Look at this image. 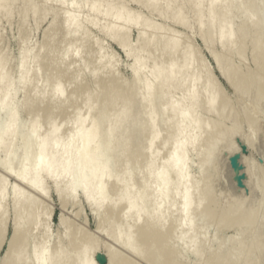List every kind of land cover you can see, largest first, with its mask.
Wrapping results in <instances>:
<instances>
[{
  "label": "rangeland",
  "instance_id": "374dc122",
  "mask_svg": "<svg viewBox=\"0 0 264 264\" xmlns=\"http://www.w3.org/2000/svg\"><path fill=\"white\" fill-rule=\"evenodd\" d=\"M69 1L76 2L77 5L80 6H76L74 3L76 7H73L69 5ZM72 1L4 0V4H0V58L5 63V67H3L2 71L3 82H12V89L15 93L12 91L11 103L17 109V119H19L18 121L21 123L20 125H22L20 126V130L22 132L26 131L23 129H28V127H30L28 124H30L31 120L35 117L38 119L39 136L46 134L53 126L58 128L57 133L59 139L58 143L54 145V149L57 151V154L59 150H66L70 159L65 169L61 167L55 171L58 174H49L51 172L40 173L43 186L46 187H43V190L45 191L46 189L47 192L44 193L43 190H40L41 192L43 191L42 193L44 194H42L36 186H34L36 188V191H34L35 188L33 190L32 186L29 187L30 184L27 186L28 183H23L25 180L22 179V182L18 180L20 177L16 172H18L21 167L20 160L23 156L21 147L22 140L19 136L11 139V144H13L12 150L14 149L16 152L11 155V163L8 165L10 169L8 168L7 170V168L5 169L3 166H0V177L7 183V193L2 200L0 212L2 213V211H4L5 213V231L0 236V264H3L2 261L7 255V242L13 233L14 209L12 208L13 201L11 192L15 190V186L13 187L14 184H17V187L22 188L26 192L25 195L22 190L20 191L25 197L28 196L26 198H30L33 195L31 198L36 197L33 200L37 199L35 201L36 208L34 209L35 217L33 218V222L32 220L29 221V230L25 231V233L27 232V234H29L28 236L26 234L24 240V242H26L24 246L27 245L26 248L23 246L25 248V254H29L32 242L39 243L42 241L43 243V241H45V245L48 246L50 252L57 250V248H63V250H65V256H72L75 252L73 250H79L80 245L83 243V245H86L90 249V258L93 264H110L111 251L125 256L126 259L136 264H151L138 255L136 256V254H134L135 252H131L121 243L127 233L132 230L130 228L134 225L133 215H129V211H133L126 209L125 200L116 196V193L114 194V192L117 191V187L113 186L129 185L134 191L147 190V192L154 189L155 184L149 185L145 190L141 188V185L156 172H149L146 169L148 162L155 159L157 167H159L164 163V159L171 150V142L162 146V136L165 134V130L163 131L162 127L164 128L165 125L163 126V123L160 124L162 125L160 127L163 131L162 133L164 134L155 141L152 149L141 148V150H138V154H140V156L137 155L136 157L138 161H136V163L132 161V164H136L134 165L136 170L135 173L137 172L136 175L130 180L119 182L104 177L102 182L105 191L108 193L111 189L110 195H112L105 201L94 205H90V202L86 199L85 192L81 189H77V191L73 193V196L68 195L67 187L75 180V177H72L69 171L76 166L73 151L78 145V140L71 141L70 137L73 130L78 127V119L83 121V126L88 127L92 120V116L96 118V116L99 115V110L96 109L88 115V110L85 107V104H87V102H85L87 101L85 96H87L86 93H94V90L95 92L99 91L101 89L100 83L102 79L108 78L111 73L118 82L114 81L113 84L110 83L112 86L117 87L118 85L120 89L123 87L121 90L125 88L124 90L126 91L128 88L132 90V87L136 86L134 89H138L137 91L140 92L139 94H142V91H144L142 85L144 82L142 81L147 77H144V75L148 74V69L152 63L168 62L170 58L180 60L182 58V52L186 50L192 53L188 73H193L199 77L200 83L197 86L199 90L198 94L203 98V100L201 98L197 104V114L202 118L204 117L203 120L205 117L212 120L217 119L216 113H207L204 111L206 102L204 100L203 89L208 82H211L208 76L216 84L217 90L219 89V98L229 102L230 109L228 105L227 109L222 108V106L221 108L223 112H225V115L228 116V114H230V117L228 116V118L223 120V126L227 128V136L230 138L228 137L224 147L221 146L222 148L218 149L219 151H217L215 155L216 159L214 158L215 164L213 163L214 161H212L204 175L199 171V161L201 159V155H199V153L197 154L199 142L196 148L190 145L187 148V151L189 150L188 158L190 162L187 170L190 175L196 177V179L202 178V176H207L208 178L216 177L218 179V181H216L218 183L212 189L213 193L211 192L209 194L211 200L215 199V203L213 202L215 208H213L211 215L216 216L219 214L217 211L221 210L226 213V217L224 220H218L212 217H205L204 214L200 213L196 215L198 220L195 219L196 221L194 220L190 222V224L186 223L178 229L177 233L181 238L177 236L173 239L176 241H172L174 243L172 244L174 248L178 249V255L181 256L184 264H213V260L215 261V259L205 262L204 257H202L201 259L195 260L194 247L192 244L184 245L181 242L190 237L192 233H195L196 228L199 226V219H203L204 227L199 229L200 235L196 241V243L200 241L205 243L203 251H207L210 248H213L212 251H214L217 248L216 241L218 239L225 237L230 238L237 232H242L245 237L247 235L246 240L250 249L251 264H264V244L263 246L261 244V241L264 243V239H261L264 238V94L261 95V98L263 97L262 99L260 98L259 101L256 100L258 94L257 87L264 81V69L258 70L262 65V60L261 58L258 59L257 57H253V52L251 51L253 47L250 43V38L245 39L243 42L244 45L242 44L241 47L238 38V41L236 42L235 40L230 48L227 44H220L216 28L221 15L220 12H222V5L217 6L214 17L211 19V17H208L209 0H200L199 7H196V0H103V8H100L101 11L98 10V12L89 7L93 0ZM253 1L254 0H251L253 6L256 8L260 7L257 9L259 13L255 11L256 9L254 7V11L257 13L254 18L258 16L255 19L261 22L260 25H263V29L264 15L262 13L264 12V0H259V3L254 1L256 4H259L258 6L253 4ZM118 3H122V6L124 5L127 11L139 16L138 22H124L121 24L123 21L121 22L120 20V22H116L115 18L110 17V20V18L103 15L104 13L102 10L104 7L108 4ZM105 4L106 6H104ZM88 8L94 12L90 11ZM178 10H180V12L178 19H176ZM236 10L237 9H235V11ZM66 12H68V14L72 12V15L75 14L78 16L79 23L82 24L81 30H77L74 33L68 31L64 23V16L65 14L67 15ZM244 16L243 13H239L237 17L239 19H236L242 21L241 17L244 20ZM112 19L115 21L112 22ZM236 19H234V23L237 22ZM113 23L118 26V32L120 34H126L129 43H131V45L134 44V53L138 52L137 39L140 38H138L140 34L152 38L150 46L144 55L147 64L145 63V67L142 68V70H138V73L141 72V75L140 73L137 74V76L134 75L135 73L130 67L133 56L127 55V53H125L126 51L124 52L125 49L123 50V47L118 44L113 37L108 36L104 30L102 31L104 25H113ZM140 23H144L145 26ZM236 33L241 35L243 31L240 28ZM171 39L176 41V48L173 47L171 49V43L162 46L157 45V40L164 41ZM260 52L261 50L256 53L258 57L260 56ZM25 57L27 60L22 73L25 76L24 80L26 83L22 85L18 82L21 75L19 63L20 60ZM144 69L146 71L145 73ZM236 70H238L239 75L250 71L253 79L246 89L247 94L243 96L246 98L242 97L243 100H240L241 95L237 94L238 92L235 88L237 80L234 79L233 75ZM254 71L255 73H253ZM135 80L137 81L135 82ZM56 84L60 85L63 89L61 94L62 100L57 98L58 94L55 90ZM96 85H98V87ZM96 88L100 89L97 90ZM182 92L183 91H180V89H173L168 96L173 97V99L178 98ZM2 96L3 95H0V97ZM63 98L66 99V102ZM63 100L66 104L64 102L60 103V101ZM71 100H74V102ZM238 100L240 102H238ZM255 100L257 102H255ZM68 101H70V103H68ZM253 101L255 103H252ZM144 102L145 101L142 100L141 103L136 102L138 105L142 104L141 107L137 104H134V106L137 105L136 107L139 108H137L139 111H136L139 118L140 114L145 117H143L144 119H139L137 117V119L142 123L144 122L143 120H145L144 124L146 125V123H150V117L145 114H148L149 111L153 109V104L148 105ZM134 106L133 112L136 110ZM107 109L110 111V107ZM146 111L148 112L146 113ZM146 116L149 117V119H147ZM3 119L4 114L0 113V121ZM210 119H206V122ZM147 120L148 122H146ZM238 120L241 123H239ZM232 121H234V123ZM106 122H104V126H107ZM219 127L222 128V125ZM144 131V134H141L142 138L139 139L145 142L150 135L148 131L146 132V129ZM201 131H203L205 135L208 132L206 129ZM25 140L27 142L29 137H25ZM31 142L32 140L24 146L27 157L35 150ZM117 149L118 146L115 147V152L112 150L113 153H115L113 156H118L119 158H117V161H120L118 159L123 156L118 155L119 150ZM4 154L5 151L0 149V160L4 157ZM217 157H220L218 159L219 161H217ZM122 162L124 161L115 163V168L119 166V168L116 169L119 172L124 168ZM52 163H54V158L52 159ZM24 164H26L25 172L27 174L32 173L30 161L27 160ZM157 167L155 165L154 169H158ZM177 175L178 173L172 174L171 178H175ZM255 185L256 187L257 185L261 187V190L258 187V190H255ZM57 186L61 189V193L57 190ZM38 188L40 187L38 186ZM16 190L19 189L16 188ZM252 190L254 199L252 197L251 200ZM259 191H261V193ZM191 195L194 197L195 193L191 192ZM246 200L248 203H245ZM111 202H116V209L114 211L107 210L100 212ZM158 202L160 207H162L164 204L163 198H159ZM244 205L245 207L248 206V208L245 209ZM252 205L255 206V210ZM257 207L263 210H259ZM247 210H249L248 212H253L254 210L256 219L254 218L253 221L245 224L246 226L242 225V223L235 224L236 219L245 211L247 212ZM259 211L262 212L260 214L261 216L258 215L260 213ZM144 215L145 214H142L141 218L136 215V218L138 220H143ZM173 216L177 217L178 214L174 213ZM259 217H262L260 222L262 224H258L257 222L260 221ZM255 223L261 226L262 235H258L261 231L259 229L258 231L260 232H257V229L260 227H257ZM25 229L27 228L25 227ZM249 232H251L250 234L257 233L254 235L258 238L253 239L254 236H251ZM260 239L261 241H258ZM229 242L230 240L228 243ZM256 243L259 245H257L258 247H256ZM252 246L262 255H259L260 253L258 254V252V255L256 254L257 256L254 255L256 252L253 250ZM32 260L33 258L30 256L26 264H30ZM74 261L75 260L71 262Z\"/></svg>",
  "mask_w": 264,
  "mask_h": 264
},
{
  "label": "bare ground",
  "instance_id": "6f19581e",
  "mask_svg": "<svg viewBox=\"0 0 264 264\" xmlns=\"http://www.w3.org/2000/svg\"><path fill=\"white\" fill-rule=\"evenodd\" d=\"M102 1L103 0H93L89 6L90 9L97 12L98 10L101 11V9L103 8ZM146 1H152V0H146ZM196 1H197L196 7H199L200 0H196ZM254 1H257L258 3L260 2L259 0H254ZM254 1L253 4H256ZM69 3H70L69 5L73 7L75 6V4L76 6H80L73 1L72 2L69 1ZM0 4H4V0H0ZM220 5H222L221 6L222 12H220L221 15L217 22V28H216V31L218 33L219 43L222 45L227 44L229 45L228 47L230 48L235 42V40L237 42L239 39L240 47H241L245 39L250 38V43L253 47V48L251 47L252 48L251 51L253 52L252 53L253 57L254 58L257 57L258 59L261 58L262 60V65L259 67V69L257 67V69L258 70L264 69V28L262 29L263 25L262 26L260 25L261 22H259L258 19H255L258 16L254 18L255 14L259 13L257 9H259L260 7L256 8L255 6H253L251 0H209L208 2L209 18L211 17L212 19L214 17V12H216L215 10L217 6ZM256 5L258 6L259 4ZM104 6H106V4ZM254 7L256 10L254 9ZM235 9L237 10L235 11ZM102 12L104 13L103 15L106 16L107 18L110 17L115 18L116 22L117 21L120 22V20L121 22L123 21L121 24H123L124 22L137 23L139 20L138 19L139 16L135 15L130 11H127L124 5L122 6V3L108 4L106 7H104ZM179 12L180 10H178L176 19H178ZM66 13L67 15L65 14L66 17L64 16V23L67 26L68 31L74 33L77 30H81L80 28L82 24L79 23L80 21L78 16H76L75 14H74L75 16L72 15L71 14L72 12H69V14L68 12ZM239 13H243V16L245 13L244 20L242 17H241L242 21L237 20L239 19L237 18ZM262 14L264 15V12ZM261 17L263 18L262 15ZM234 19L237 20L236 23L237 24L239 23L238 25L234 23ZM114 21L112 19V22ZM140 24L145 26L144 23H140ZM240 28L243 31L241 35L236 33ZM117 29L118 26H116L115 23H113V25L112 24L104 25L102 31L104 30V32L108 34V36L113 37V39H115L117 43L123 47L122 49L123 50L125 49L124 52L126 51L125 53H127V55L129 54L133 56V61L130 67L135 73L134 75L137 76V74L139 73L141 75V72L138 73V70L140 71L142 70V68L145 67L146 58L144 55L146 50H148V47L150 46L152 38L142 36L140 34L138 36V38L139 37L140 38L137 39L138 52L134 53L133 51L135 49V48L133 49L134 44L131 45V43H129L128 36L126 34H120ZM157 41L159 42V43L157 42L158 46L171 43V49L173 47L174 48L177 47L176 41L173 39L164 40V41L157 40ZM260 50H261L260 56L258 57L256 53L257 51ZM182 53H183L182 58L180 60L176 58H170L168 62L152 63V65L148 69L147 72L148 74L146 73L147 75H144V77L145 76L147 77H145L144 80L142 79L143 80L142 82H144L142 83L144 88L142 94H139L140 92L137 91L138 89L137 90L134 89L136 88V86L135 87L131 86L132 90H129L128 88L129 91L124 90L125 88L121 90L123 87L120 86L121 87L120 89L118 85L117 87L112 86L111 84H113V82L116 81L117 79L110 73L108 78L102 79V82L100 83L101 89L99 88L100 89L99 90L98 88H96L99 91L95 92L94 90V93H86L87 96H85L87 99V101H85L87 102V104H85L86 105L85 107L88 110V115L91 114L93 111H95V109L99 110L98 112L99 115L96 116V118L92 116V120L90 121L88 127L83 126V121L78 119L77 120L78 127L74 130L72 129L73 133L70 137L71 141L78 140V145L73 151L75 155L76 166L69 171L70 175L72 177H75V180L72 181L71 184L67 187L68 195L73 196V193H75L77 189H81L85 192L86 199L90 202V205H94V204H98L99 202L105 201L107 198H109L112 195V194L110 195L111 189L109 190L108 193H106L102 182L103 178L107 177L109 179L119 182V181L130 180L132 177H134L137 173V172L135 173L136 170L134 166L136 165L135 164L136 161H138L136 157L137 155L140 156V154H138V150L139 149L141 150V148L152 149L155 141L164 134L162 132L165 130V134L164 136H162L163 137L162 146H165L167 143L171 142L170 144L171 150L164 159V163H162L159 167H157L155 159L150 160L148 162L146 169L149 172H153V171L156 172L141 185V188L145 190L149 185L155 184L154 189L150 192H147V190L134 191L133 188L129 185L113 186V187H117V189L115 188L117 191L114 192V194L116 193L115 194L116 196L125 200L126 209L133 211V212L129 211V215L130 216L133 215V219H134V225L130 228L132 230H130L125 236L124 240L120 242L123 245H125L128 250H130L133 253L135 252L134 254H136V256L138 255L139 257L145 259L151 264H184L181 256L178 255L179 254L178 249L174 248L173 246L174 244L173 242L176 241L173 239H175L177 236L178 238H181L177 233L178 229L186 223L190 224V222L194 221L195 219L198 220V217L196 215L202 213L204 214L205 217H212L218 220H224L226 217V213L218 209H216L218 210L217 211L219 213L218 215L216 214H214L216 216L211 215L213 212V208H215L213 205L215 199L211 200L210 199L211 196L209 197V194L212 192V189L218 183L216 182L218 181V179L216 177L208 178L207 176H202V178L199 179H196V177H192V175H190V173L187 170L190 163L188 158L189 150L187 151V148L189 147V145L193 148H196V145L199 142V148H197L198 149L197 154L199 153V155H201L200 157L201 159L198 157L200 159L199 171L202 173V175H204L210 163L214 161L213 163L215 164L214 158L216 159L215 155L217 151H219L218 149L222 148L221 146L224 147L226 144V140H228L229 136H227V132H226L227 128L223 126V120L228 118V116L230 117V114H228V116L225 115V112H223L222 108L227 109V105L229 108V102L219 98V94H218L219 89L217 90L216 84L208 76L211 82H208V84L203 89L204 100L206 102V105L204 106L205 108L204 111L207 113H216L217 119L212 120L208 117H205V119L203 120L204 117L202 118L197 114L196 111L197 104L199 100L202 98L201 95L198 94L199 90L197 88L200 81L198 76H196L193 73L191 74L188 73V69H190V60L192 54L191 51L186 50L185 52ZM26 60H27L26 57L22 58L19 63L21 75L18 82L22 85L26 83V81L24 80L25 76L22 73L24 70L23 67L26 64ZM4 64L5 63L0 58V81H1L0 95H3L2 97H0V113L4 114V119L0 121V149L5 151L4 157L0 160V166H3L5 169L7 168V170L8 168L10 169L8 165L11 163V155L12 153L16 152L14 149L12 150L13 144H11V139L19 136L22 140L21 147H22L23 156L20 160L21 167L18 170V172H16L18 173L17 175L20 177L18 180L22 182L23 179L25 180L23 181V183L24 182L28 183L27 186L30 184L29 187L32 186L33 190L35 188L34 186H36V188L39 189L40 191L44 189L43 187H45L43 186L42 178H40V173L41 172H51L49 174L57 173L55 172L57 169L61 167L65 169L68 166V161L70 159L68 157V153L66 152V150L63 151L59 150L58 154L57 151H55L54 145L58 143L59 136L57 133L58 128H55L53 125H52L53 127L51 128L49 127L50 129L48 130L49 132L47 131L48 133L46 132V134L39 136L38 119L35 117L33 118V120H31V123L28 124L30 125V127H28V129L27 128L23 129L26 131L22 132L20 130L21 128L20 126L22 125H20L21 123L18 121L19 119H17V113H16L17 109L11 103L12 101L11 97L13 95L12 82L10 83L3 82L2 71H3V67H5ZM238 70L234 72L233 76L234 79L237 80V83L235 84L236 85L235 88L238 92L237 94L241 95L240 100H243V98H246L243 97L247 94L246 89L250 85V81H253V79L250 71L244 72L242 75H239ZM145 72L146 71L144 69V73ZM253 73H255V71ZM136 81L137 80H135V82ZM96 86L98 87V85ZM55 88L58 94L57 98L61 99L62 98L61 94L63 92V89L61 88L60 85L57 84ZM173 89L174 90L180 89V91L183 92L178 98L173 99V97L168 96L170 91ZM257 91L258 94L256 100L259 101L261 95L264 94V81L260 85H258ZM64 100L66 102V99ZM64 100L60 101V103L64 102ZM141 100L145 101L148 105L153 104L152 105L153 109L150 110L148 114H145L147 116L149 115L150 117V123H146V125L144 124L145 120H143L144 122L142 123L137 119V117L139 118V115H137L138 113L136 111L139 108L136 106L138 105L137 104L138 102L141 103ZM256 100L255 102H257ZM72 102H74V100ZM238 102L240 101L238 100ZM255 102L253 101L252 103ZM68 103H70V101H68ZM134 104L137 105L134 106ZM141 105L138 106L141 107ZM133 106L136 108L135 115H134L135 112H133L134 111ZM109 107H110V111L107 109ZM147 112L148 111H146V113ZM141 115L142 114H140L139 119H144L145 117L142 115L141 118ZM149 117H147V119H149ZM206 119H210V120H207L206 122ZM103 121L104 122L107 121L106 122L107 126H104L105 123ZM146 122H148V120ZM232 122L234 123V121ZM239 123L241 122L239 121ZM160 124H162L163 126L165 125L166 127V128L164 127L165 129L162 127L163 131L160 128L162 126ZM221 125L222 128L224 127L223 129L219 127ZM145 129L146 132L147 131L149 132L150 136L144 142L139 138H142L141 134L142 133L144 134ZM203 129H206L208 131L206 135L203 131H201ZM25 137H29V140L27 142L25 140ZM30 140H32L31 144L34 145L35 150L29 157H27V154L24 151V146L27 143H29ZM116 146H118L117 150L119 151L121 148V151L120 152L118 151L119 154L118 153L117 154L119 156L120 155L123 156L118 160L124 161L122 162L124 168H122L123 170L121 169L120 172L116 170L117 168H119L118 165H117L118 167L115 168L116 165L115 163L120 162L117 161V158L119 157L113 156V154H115L113 153V151ZM220 157H217V161H219L218 159ZM53 158H54V163H52ZM27 160L30 161V167L32 169V173L30 174H27L25 172L26 164H24V162H26ZM132 161H134L135 163L132 164ZM155 165L158 168L156 170L154 169ZM216 170L218 171V169ZM176 173H178V175L175 178H171V175ZM180 178H181V185H180ZM4 181L5 180H3L2 177H0V212H1L2 200L7 193L6 190L7 183H5L6 181L5 182ZM16 185L17 184L13 185V187L15 186V190H12L11 192L12 201H13L12 208L14 209L13 233L7 242V255L5 256V259H3L2 261L3 264H26L30 256L33 258L32 262L31 263L29 262L30 264H93L90 258V249L86 245H83V243L80 245L79 250H76L74 248L75 250L73 251H75L76 253L74 252L72 256L69 255L65 256L66 255L65 250H63V248L60 249L57 248V250L50 252L48 246L45 245V241H43V243L42 241L39 243L32 242V246L29 250V254L28 253L25 254V248L27 246V245L24 246V243H26L24 242L25 236L27 234V232L25 233V231L29 230V224H30L29 221L32 220L33 222V218L35 217L34 209L36 208L35 201L37 199L33 200L36 198V197L31 198L33 195L31 197L29 196L30 198H26L28 196L25 197L23 195V193L25 194L26 192L22 188L17 187L18 185L17 186ZM38 186L40 188H38ZM257 187L256 188L253 187V188L256 190ZM16 188H18L19 190H16ZM36 188L34 191H36ZM258 188L260 189L261 187ZM21 190L23 191V193L20 192ZM57 190L60 193L62 192L60 191L61 189L58 186H57ZM42 192L40 191V193ZM45 192L46 189L44 193ZM191 192L195 193L194 197L191 195ZM259 192L261 193V191ZM252 195H253V190L251 191V197H250L251 200L253 197ZM159 198H163L164 204L162 207H160L159 205L158 202ZM245 203H248V201L246 200ZM115 207H116V202H111L109 205L105 206L102 209L103 211L101 210L100 212H104L107 210L114 211L116 209ZM254 207L255 206H253V209ZM244 208L246 209L248 208V206L245 207L244 205ZM257 209L259 208L257 207ZM254 210L253 212H248L249 210H247V212L245 211L242 215H240L236 219L235 224L242 223V225H245L253 221L256 214ZM174 213L178 214V216L174 217L173 216ZM261 213L262 212H260L258 215H260ZM4 214H5L4 211L0 213V236L5 231ZM142 214H145L143 220H138L136 218V215H138L141 218ZM262 217H259L260 221H257L258 224H262L260 223ZM258 224L256 226L260 228L257 229V232H260L262 228ZM198 225L199 226L196 228L195 233H192L190 237L181 241L182 244L184 245L192 244V246L194 247V254H195L194 257L196 258L195 260L204 257L205 262H207V260L215 259V261L213 260V264H251L252 259L250 256V249L246 240L247 235L245 237L242 234V232H237L235 235H233L230 238L225 237L222 239H218L216 241V245H217L216 250L212 251L213 248H210L207 251L205 250L203 251L205 247V243L201 241L196 243V241L200 235L199 229L204 227V220L199 219ZM25 227L27 229H25ZM259 229L260 231H258ZM263 232L261 231L260 233H258V235L259 234L262 235ZM250 233L251 232H249V234ZM254 234L256 235L257 233ZM254 234H250V235L254 236L253 239L255 238L257 239L258 237H256ZM28 235L29 234H27V236ZM261 239L263 240L264 238ZM261 239L258 241H261ZM229 240L230 242L228 243ZM261 244L263 246L264 244L263 241H261ZM255 245L256 247L259 246L257 243ZM253 250H255L256 252L254 255H256L257 252L258 254L260 253L258 250L256 251V248L255 249L253 248ZM113 252L114 251H111L110 264L113 263L136 264L126 259L125 256ZM259 255L262 254L260 253ZM73 260L75 261L71 262Z\"/></svg>",
  "mask_w": 264,
  "mask_h": 264
}]
</instances>
